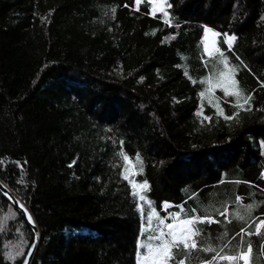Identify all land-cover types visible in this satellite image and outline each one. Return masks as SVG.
Instances as JSON below:
<instances>
[{"label": "trees", "instance_id": "16d2710c", "mask_svg": "<svg viewBox=\"0 0 264 264\" xmlns=\"http://www.w3.org/2000/svg\"><path fill=\"white\" fill-rule=\"evenodd\" d=\"M169 4L165 23L148 0H0V180L38 226L31 264H137L163 201L217 221L177 260L251 242L249 264H264V228L240 235L264 220V0ZM204 27L220 34L213 55ZM221 52L251 111L225 95ZM33 237L0 192V264H22Z\"/></svg>", "mask_w": 264, "mask_h": 264}, {"label": "snow or ice", "instance_id": "6c2138e0", "mask_svg": "<svg viewBox=\"0 0 264 264\" xmlns=\"http://www.w3.org/2000/svg\"><path fill=\"white\" fill-rule=\"evenodd\" d=\"M136 4H137V8L136 10L139 11V7L138 5L140 4L141 0H135ZM168 7H171V5H167ZM160 11H163L164 16L166 17L165 19V23H170V21L167 19V17L169 16L167 11H164L163 7H160L159 9ZM155 11L156 9H153V15H155ZM112 12H115V9H112ZM207 31V30H206ZM213 36H219V33H212ZM235 40V37H229L227 39V43L229 44V47L231 46V43ZM217 51H219L217 49ZM205 52L209 55H211L212 53H210L208 51L207 45L205 46ZM220 57H221V62L224 64L225 69L227 70V73L225 72H221L219 74V76L222 78L224 77L226 74L229 75V80L231 82L232 88L231 90H229L227 87L224 88V93L225 95H235L236 96V107H238L240 110L243 111H251V105H250V101H251V96H247L245 97L243 95V93L241 91H239L238 89V85L237 82L234 79V74H235V69L229 68L228 64H227V60L223 58V53H220ZM209 83V88L206 89V91H211L212 89V85L210 83V81H202V83ZM193 83H195V81H193ZM217 86H223L222 81H218ZM205 93H201V96L204 97ZM241 101H243V103H241ZM209 103H212V100H209ZM245 105H248L247 108H245ZM217 108V115H223V110L220 109L218 102L214 105ZM197 115H202V110L200 113H197ZM239 115V112H237V116ZM225 119H234L235 117H224ZM205 119L207 120H211L210 117H205ZM125 160L126 163H130L129 158L123 154H121ZM0 163H2V161H0ZM136 163L137 164H141L142 161H140L139 157L136 158ZM128 172V168L125 167V173L127 174ZM125 179H127V175H125ZM133 184V188L136 189L137 185L135 184V182L130 181ZM140 189H143L145 192L149 190V186L147 184V182L145 181L143 184H140L138 186ZM133 195L134 196H139V199L141 201H145L146 202V197L144 195H140L139 192L137 191H133ZM239 200V198H237ZM24 206L21 205V208H23ZM251 207V206H249ZM165 208H167V205H165ZM141 212L143 213V208H141ZM155 215V213L153 212L151 215H148L146 217L147 220V224L149 226V228L151 227L152 224V219L153 216ZM222 215H227V212L225 211L224 213H222ZM240 219H243V217H239ZM28 219L31 221V217L29 216ZM217 221L212 220V219H199V218H192V219H187V220H183L181 221L179 224L177 225H173V224H168L166 225L167 227V232L160 230L158 232L157 235L155 236H150L149 239L150 240H159L160 243L156 246H147V254H142V253H138V260H137V264H172L173 261H175V264H186V261L184 259H180L177 260L176 256L174 254V249L175 250H179L181 247L185 250V251H191L193 249L197 248V242L195 240V237L199 236L200 232L199 230L195 227V225L197 223H216ZM160 224H164L163 220H160ZM261 228H264V220L260 221L259 224H257L256 228H255V232H246V230L242 229L241 230V239L243 240V236L245 234L251 236L253 234L255 235H260V231ZM167 237V238H166ZM141 248H145L146 246L141 244L140 245ZM207 251H212V252H216V256L213 257L212 261H209L208 264H218V261L224 260V261H228L229 264H233L234 261H238V260H243L244 264H249V258L251 256L252 253V246H251V242L248 243L247 245V249L246 251L241 250L239 253L237 254H232V255H228V254H224L222 255L221 253H223V249H221L220 251H217L216 249L213 248H208L206 249ZM261 251H264V249H261Z\"/></svg>", "mask_w": 264, "mask_h": 264}, {"label": "rangeland", "instance_id": "374dc122", "mask_svg": "<svg viewBox=\"0 0 264 264\" xmlns=\"http://www.w3.org/2000/svg\"><path fill=\"white\" fill-rule=\"evenodd\" d=\"M148 1L150 2V7H149L150 13L153 14V9L155 8L156 9L155 13H160L163 19H166V17L163 14V11H160L159 9L160 7H163L164 11H166L168 0H148ZM135 6L137 7L136 2H135ZM212 33H218V32L210 27H204L202 30V36H201V41H202L204 52H205V46L207 45L208 51L212 53L211 55L220 51L218 45L216 44L217 36H213ZM229 37H233V36L230 34L224 35V39L226 41ZM227 45L229 46L228 43ZM217 49L219 51H217ZM205 54L207 53L205 52ZM260 177L264 180V170L260 172ZM165 205H167V208H165ZM183 209H184L183 204H177L176 206H174L169 202H165V201L162 202V212L163 213L161 214L160 220H163L164 224L163 225L160 224V221H159L152 231H148V232L143 231V233L146 235V238L152 243V246L158 245L160 241L150 240L149 237L157 235L160 230L167 232L166 225L168 224L177 225L183 220L192 219V218L202 219L198 217L197 215H193L191 217H183L181 213ZM139 253H141V250L139 251ZM137 260H138V255H137ZM172 264H175V261H173Z\"/></svg>", "mask_w": 264, "mask_h": 264}, {"label": "water", "instance_id": "95a60500", "mask_svg": "<svg viewBox=\"0 0 264 264\" xmlns=\"http://www.w3.org/2000/svg\"><path fill=\"white\" fill-rule=\"evenodd\" d=\"M0 192L17 209V211L21 214L23 219L26 221V223L30 226V228L33 231V235H34L33 242L29 247L22 263V264H31L39 241V230L36 221L32 216V214L30 213V211L28 210V208L25 206V204L21 200H19L15 196V194H13V192H11V190L7 186H5V184L1 180H0ZM21 205H23L24 207L21 208ZM29 216L31 217V221L28 219Z\"/></svg>", "mask_w": 264, "mask_h": 264}]
</instances>
